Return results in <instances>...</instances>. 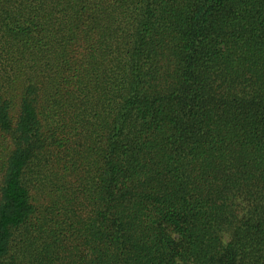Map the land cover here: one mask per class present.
I'll return each instance as SVG.
<instances>
[{"label":"trees","instance_id":"1","mask_svg":"<svg viewBox=\"0 0 264 264\" xmlns=\"http://www.w3.org/2000/svg\"><path fill=\"white\" fill-rule=\"evenodd\" d=\"M0 264H264V0H0Z\"/></svg>","mask_w":264,"mask_h":264}]
</instances>
